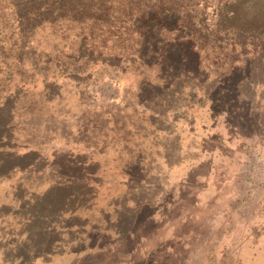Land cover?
<instances>
[{"label":"rangeland","instance_id":"1","mask_svg":"<svg viewBox=\"0 0 264 264\" xmlns=\"http://www.w3.org/2000/svg\"><path fill=\"white\" fill-rule=\"evenodd\" d=\"M16 4L0 0V173L47 182L50 203L0 209V264H264V48H181L178 88L156 44L183 32L125 51L115 13L82 29Z\"/></svg>","mask_w":264,"mask_h":264},{"label":"trees","instance_id":"2","mask_svg":"<svg viewBox=\"0 0 264 264\" xmlns=\"http://www.w3.org/2000/svg\"><path fill=\"white\" fill-rule=\"evenodd\" d=\"M13 1L17 5L16 0ZM49 1L27 0V4L31 5L30 11L36 17L47 16L50 19H55V17L68 19L69 22L80 25L82 29L99 27L105 30L112 27L114 23L110 22L111 15L115 13V42L125 44V46L120 47L125 51L132 47L135 42L146 46L147 43H156L155 38L164 37V33L171 36L170 31L177 29L178 32H183L181 38H173L166 43V48H160L156 44V51H159L162 54V59L166 61V71H170L172 74L175 72V67L184 62L181 59V57L184 58L181 48H190L189 53L199 55L202 53L200 48L207 47L206 41L210 36L215 37L220 42H226L227 48H242L245 45L264 48V0ZM38 2L40 3L37 4ZM195 48H198L199 51H195ZM123 53L116 52L115 56L122 58L125 55ZM262 68L263 65L259 64L257 72H261ZM178 75L174 74L176 77L174 80L177 78L182 80L178 88L181 85L185 87L186 78L183 80V76ZM176 98L174 97L173 100ZM149 105L152 106V104ZM149 109L144 113V119L149 122V128L157 127L158 131L162 132L163 129L159 125L162 124L165 113L163 114L153 107ZM134 125V123L131 124L133 128ZM124 129L131 130L128 127ZM152 158L154 157L152 156ZM151 168L153 167L151 166ZM144 171L143 167H139L138 173L140 175ZM152 173L155 174L156 171L153 170ZM6 177L0 173V196L10 197L9 195L12 194V197L5 198L6 200L2 199L0 209L11 206L25 208L50 203L47 182L30 183L31 186L38 183L32 188L29 184H23V180L6 179ZM10 180H12L10 185L12 189L10 194H6L8 191L3 185L7 182L10 183ZM19 189L21 190L19 191ZM2 192L5 194L3 195Z\"/></svg>","mask_w":264,"mask_h":264},{"label":"crops","instance_id":"3","mask_svg":"<svg viewBox=\"0 0 264 264\" xmlns=\"http://www.w3.org/2000/svg\"><path fill=\"white\" fill-rule=\"evenodd\" d=\"M242 192H243V191H239V193H242ZM240 195H241V194H240ZM241 197H242V196H241ZM241 207H242V206H241ZM241 207H240V209H242ZM233 208H234V211H235V212H238V210H236L237 207L234 206ZM240 212H242V210H240ZM248 219H249V218H248Z\"/></svg>","mask_w":264,"mask_h":264}]
</instances>
